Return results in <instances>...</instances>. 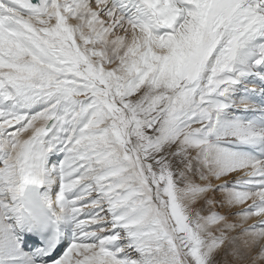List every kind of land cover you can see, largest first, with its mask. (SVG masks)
Masks as SVG:
<instances>
[{
	"label": "snow or ice",
	"instance_id": "obj_1",
	"mask_svg": "<svg viewBox=\"0 0 264 264\" xmlns=\"http://www.w3.org/2000/svg\"><path fill=\"white\" fill-rule=\"evenodd\" d=\"M0 264H264V0H0Z\"/></svg>",
	"mask_w": 264,
	"mask_h": 264
}]
</instances>
